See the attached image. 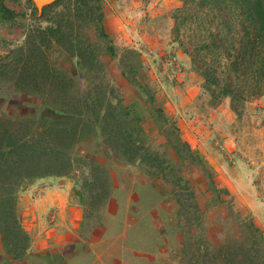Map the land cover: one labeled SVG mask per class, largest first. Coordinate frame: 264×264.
<instances>
[{
	"label": "trees",
	"instance_id": "trees-1",
	"mask_svg": "<svg viewBox=\"0 0 264 264\" xmlns=\"http://www.w3.org/2000/svg\"><path fill=\"white\" fill-rule=\"evenodd\" d=\"M26 1L38 26L21 27L22 42L0 60V264L22 261L29 248L30 236L18 216L22 186L66 175L75 166L81 174L88 166L103 172L93 154L81 150L92 137L106 135L104 145L129 159L140 151L127 137L143 117L135 112V102L125 104L114 78H107L104 57L116 60L120 76L140 92L142 107L155 112L160 123L168 119L143 77L147 65L140 52L119 49L105 31L102 0H54L39 10ZM180 1L171 13L173 41L202 78L210 105L228 98L239 115L246 102L264 94V0ZM17 13L0 0V24L16 25ZM65 58L73 59V70L61 64ZM171 148L182 167L177 175L175 164L167 163V179L184 191L181 201L176 192L181 237L172 252L175 264H264V231L250 214L231 209V220L208 233L209 203L204 210L195 204L190 179L182 172L184 160L208 178L212 205L224 202L221 194L227 189L216 187L209 169L181 137L172 139ZM102 177L111 187V175Z\"/></svg>",
	"mask_w": 264,
	"mask_h": 264
},
{
	"label": "crops",
	"instance_id": "crops-1",
	"mask_svg": "<svg viewBox=\"0 0 264 264\" xmlns=\"http://www.w3.org/2000/svg\"><path fill=\"white\" fill-rule=\"evenodd\" d=\"M121 3L123 6L121 5L118 21L113 15L116 9L111 11L108 7L107 11L104 10L103 27L107 33L116 30L118 39L115 44L121 47L129 43L135 44L124 38L127 29L142 34L140 45L144 46L159 44L156 41H159L161 35L165 36V45L159 55L171 56L178 67L174 71L167 70L174 73L171 79L173 82L167 81L169 91H164L167 98H162L163 91L157 92L154 88L155 104L162 108V103L167 104V122L160 123L156 114L145 113L142 120L131 127V133L127 137L132 147L134 145L140 149L137 156L130 159L117 151L111 152L104 145V140H97L96 143L103 146L106 158L95 155L92 159L98 161L100 167H104L103 172L96 174L88 166L81 174L75 166L66 175L38 178L30 183L26 193L33 195L36 190L34 198L27 195L26 198L21 197L22 195L18 197L19 221L30 236V244L22 261H13L14 264H170L169 250L178 247L181 237L178 216L181 206L177 201L176 192L180 194V201L184 196V191L178 187L174 188L167 179L170 173L167 163L179 160L171 148L172 139L181 137L192 153L206 165L212 177L218 179L219 168L211 163L214 160L209 158V150L202 144L208 142L207 146H211L210 143L217 145L219 142H227L232 145L228 152L236 150L235 145H238L239 140L235 128L224 138L218 128L206 127L208 122L200 123L196 116L193 117L194 114L192 117L197 119L195 122L180 119L184 114L183 108L192 104L200 86V78L191 71L189 58L173 41L171 13L181 6L182 2L121 0ZM137 17L139 21L136 22ZM155 22L157 24L154 25ZM153 34H157L158 39L154 40ZM162 72L167 74L165 69ZM170 76L167 74V79ZM117 79L128 91L129 83L121 76ZM123 97L127 104L134 102L133 94H123ZM169 99L175 100L174 105L178 103V108L175 107L177 110L168 109ZM261 101L264 102V99ZM179 105L182 108H179ZM260 105L264 109V103ZM204 107L205 105L203 112ZM212 108L213 111L226 112L219 106ZM196 110L197 108L192 113ZM178 113L180 116L177 117ZM212 129L216 132L209 134ZM212 157L214 159L213 155ZM205 160H208L211 166ZM185 162L187 160H184ZM158 164L166 166L165 173L156 171ZM198 168L187 162L182 172L185 179H190L195 204L204 210V204L210 200L213 193L201 184L203 178L199 176ZM188 169L191 176L186 172ZM101 173L105 177L111 175L113 179L111 187L105 186L103 190L97 191L94 176L101 178ZM215 181L213 179L216 185ZM216 187L219 189L218 185ZM201 193H205L204 197L199 196ZM254 201V206L264 207V201ZM213 203V200H210L213 208L221 205L217 203L214 206ZM222 213L220 209L217 210L218 217ZM213 215L214 213H211V216ZM148 223L150 230H145L143 224ZM208 226V233L219 229V225L216 228L213 226L212 217L208 219ZM2 254L0 244V255Z\"/></svg>",
	"mask_w": 264,
	"mask_h": 264
},
{
	"label": "rangeland",
	"instance_id": "rangeland-1",
	"mask_svg": "<svg viewBox=\"0 0 264 264\" xmlns=\"http://www.w3.org/2000/svg\"><path fill=\"white\" fill-rule=\"evenodd\" d=\"M102 2H103L104 10L107 11L108 7L110 8L111 11L116 9L115 14L113 15L116 16L117 21L120 20L118 16H120L121 13L120 10H122V6H123L121 0L120 1L102 0ZM106 3L108 6L106 5ZM4 4L10 9L14 10L15 12H18L17 13L18 24L16 23V25H19V27L13 25L10 28L0 24V60L9 52L10 48L15 47L16 45L22 42L23 40V37L21 35L22 28L26 27L29 24L31 26H38L37 21L31 15V10L26 0H4ZM137 21H139V17L136 18V22ZM40 24L42 27L46 25L45 22H42ZM155 24H157V22H155L154 25ZM111 31L113 32H109L108 34L111 36V38L115 43V40L117 41L118 39L115 35L116 30H111ZM141 35L136 30L133 31L127 29L125 31L124 38L135 42V44L132 45V43H129L127 46L126 45L122 47L118 46V48L119 49L133 48L135 50L140 51L141 52L140 54L147 65L146 66L147 69L143 71V77L145 81L148 82V84L153 90L155 88L157 92L163 91L164 94L165 91V93H167L169 91V89L167 88V81L173 82L171 79H173L174 76L173 72L169 73L167 72V70L174 71L178 67L174 63L171 56L165 54L163 57H160L159 55L160 51L163 50L162 46L165 45L164 43L166 41L165 36L163 37L161 35V37H159V41H156L159 42V44L151 43V44H146L144 46V45H140L142 44L140 40ZM92 37H94L93 34ZM152 37L154 40L158 39L157 34H153ZM134 46L137 49L134 48ZM187 57L189 58L188 55ZM72 62L74 63L73 59ZM103 62L106 63L107 78L108 76L114 78V81L118 85L122 95L126 94L127 96H130L131 94H133L134 102H135L134 110L137 113V115L143 117L142 111H144L143 114L149 113V111H147L144 107L141 106L142 97L140 95V92H138V90L135 87H133L131 84L128 85L130 91L129 90L126 91L125 88H123L122 83H120L119 79H117L119 78L120 74H119V68L116 66L117 65L116 60L112 58L109 59L107 57H104ZM189 62H190V58H189ZM64 63L65 65H67L69 69L73 65V63H69V60L67 58L61 60V64L64 65ZM189 66L191 68V71L194 72L200 78L199 93L197 97L193 100L192 104L190 105L191 107L185 106L183 108L184 114L181 115L180 119H183L184 121L189 120L191 122H195V120L198 119L197 121H201L200 123L208 122L205 124L206 127H211L214 129L218 128L219 132L224 136V138H227L228 135L230 134V131H232L233 128H235L236 136L238 138L237 140H239L238 145L237 146L235 145L236 150H234L232 153L228 152V149L231 148L232 145L227 144V142H226L227 145L223 142H219V144L217 145H213L210 143L211 146H207L208 142L202 144L204 147H206L209 150L207 151L209 158L214 160L211 163L214 164V166H218L219 168V175H220L219 179L213 176L214 177L213 179L216 180L215 181L216 186L218 185L220 189L222 188L227 189V193L221 194V196L224 199V202L221 205L214 208L211 207V205H209L210 200H213V194H212L213 192L210 190L212 194L211 197L212 199L210 198V200H208L207 202L209 204H208V209H206L205 211L204 219L205 221L207 220L208 222V219L212 217L213 226H215L216 228V226L219 225L220 229L218 230H221V224L223 223L226 224L229 220H231L229 216V212L231 211V209H236L245 214H250L254 219L255 223L259 227H261L264 231V207L261 206L257 207L252 204L253 202H255L254 199L258 201H264V109L263 106L260 105L264 103L261 101L264 99L263 98L264 94L258 98H255L254 100L246 102L243 108L240 109L241 112L239 115L235 114L231 110L230 101L228 98L223 99L222 101H220V103L216 105L217 107L219 106V108L226 110V112L224 111L218 112V110L213 111L212 110L213 108L210 105L209 92L204 90V88L202 87V78L195 72L191 63H189ZM73 68L74 67H72L71 70H73ZM163 69H165V72H167V74L171 75L168 79H167V74L162 72ZM162 98H167V96L164 94ZM128 100H130V97L128 98ZM173 101L175 100L169 99L170 105H168V109L170 108L171 110H177L176 108H178V103L174 105ZM125 104L127 103L125 102ZM204 105L205 107L203 112L202 109ZM162 106L163 108L162 107L159 108H162L167 114V110H165V108H167L166 107L167 104L162 103ZM192 107L194 110L197 108L195 113H192L194 111ZM179 108H182V106L179 105ZM153 113L155 112H152V114ZM59 116L62 118L65 117L64 114H59ZM178 116H180L179 113L177 114V117ZM192 116L193 117L196 116L197 119H194ZM213 132L215 133L216 131L212 129V131L210 130L209 134H213ZM104 138H106V135L105 137L104 135H100L96 137L94 140L93 137L90 138L88 143H82L85 149L81 148V150L83 151L88 150V152L92 153L93 156L98 155L106 158L105 156L106 153L103 152V146H100L96 143L97 140L98 142L102 140L105 141ZM110 150L112 152V149ZM212 155L214 156V159ZM76 158L78 159L81 157L79 154H77ZM205 162L208 165H210L208 160H205ZM174 164L175 167L173 172L178 175L180 173L178 170L179 168L182 167V165L177 164V161H175ZM102 168L104 170L103 166ZM165 168L166 166L161 164L157 166L156 171L160 173H165L164 172ZM216 174L217 173H215V175ZM192 175L194 176L195 174ZM199 176L203 178V182L202 181L200 182L201 184H204L205 188L207 187L208 189V187H211L210 182H208L209 181L208 178L205 177V175L202 172H200V170H199ZM104 180H105L104 177L99 178L96 182L93 180L94 184H96L97 186V191H101L104 189L106 185ZM183 181L184 180L181 179V182H179L180 186L181 183H183ZM28 185L29 184H26L20 188L18 192V197L22 195L21 197L26 198L27 195L29 197H32V199L34 198L33 195L36 190H34V192L32 191L33 195H28L26 193L27 188L29 187ZM213 186L214 185H212V187ZM204 195L205 193L199 194V196L201 197H204ZM230 195L233 196V199L230 198ZM221 206H222V211H221ZM218 209H220L221 213L223 212L222 215H220L219 217L217 216ZM211 213H214L213 216L215 217L211 216ZM143 226L145 230L146 229L150 230L149 228L150 223L143 224ZM216 232L218 231L217 230L213 231V234H215ZM172 252H174V250L170 249L168 260L170 261V264H175V260Z\"/></svg>",
	"mask_w": 264,
	"mask_h": 264
},
{
	"label": "water",
	"instance_id": "water-1",
	"mask_svg": "<svg viewBox=\"0 0 264 264\" xmlns=\"http://www.w3.org/2000/svg\"><path fill=\"white\" fill-rule=\"evenodd\" d=\"M33 4L36 6V8L39 10L42 8V6L47 5L54 0H31Z\"/></svg>",
	"mask_w": 264,
	"mask_h": 264
}]
</instances>
